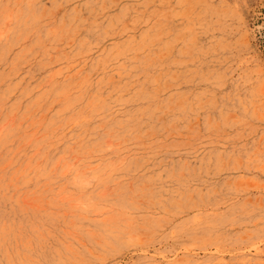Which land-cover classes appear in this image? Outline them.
<instances>
[{"label": "rangeland", "instance_id": "374dc122", "mask_svg": "<svg viewBox=\"0 0 264 264\" xmlns=\"http://www.w3.org/2000/svg\"><path fill=\"white\" fill-rule=\"evenodd\" d=\"M0 264H264V0H0Z\"/></svg>", "mask_w": 264, "mask_h": 264}]
</instances>
